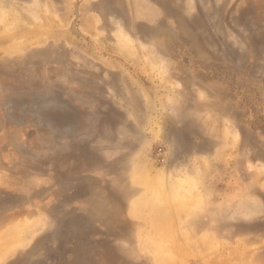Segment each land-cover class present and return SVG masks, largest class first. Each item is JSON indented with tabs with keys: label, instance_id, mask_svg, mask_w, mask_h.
<instances>
[{
	"label": "rangeland",
	"instance_id": "obj_1",
	"mask_svg": "<svg viewBox=\"0 0 264 264\" xmlns=\"http://www.w3.org/2000/svg\"><path fill=\"white\" fill-rule=\"evenodd\" d=\"M0 264H264V0H0Z\"/></svg>",
	"mask_w": 264,
	"mask_h": 264
},
{
	"label": "bare ground",
	"instance_id": "obj_2",
	"mask_svg": "<svg viewBox=\"0 0 264 264\" xmlns=\"http://www.w3.org/2000/svg\"><path fill=\"white\" fill-rule=\"evenodd\" d=\"M22 21H24V20H22ZM143 94V93H142ZM19 226V225H18ZM17 227V226H16ZM21 228V227H20ZM22 231V230H21ZM11 236V235H10ZM7 241V240H6Z\"/></svg>",
	"mask_w": 264,
	"mask_h": 264
}]
</instances>
